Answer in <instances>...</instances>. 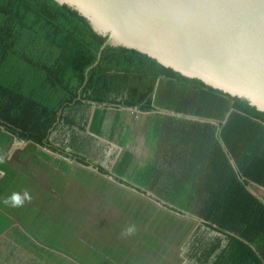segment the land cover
Listing matches in <instances>:
<instances>
[{"label":"trees","instance_id":"1","mask_svg":"<svg viewBox=\"0 0 264 264\" xmlns=\"http://www.w3.org/2000/svg\"><path fill=\"white\" fill-rule=\"evenodd\" d=\"M105 40L54 0H0V137L109 175L110 144L126 147L135 113L147 114L144 145L166 149L139 183L175 227L174 239L156 238L160 227L150 237L164 264L172 245L184 250L174 264H264V194L249 189H264V112L133 49L107 46L94 66ZM139 167L123 150L113 178L130 187Z\"/></svg>","mask_w":264,"mask_h":264},{"label":"water","instance_id":"2","mask_svg":"<svg viewBox=\"0 0 264 264\" xmlns=\"http://www.w3.org/2000/svg\"><path fill=\"white\" fill-rule=\"evenodd\" d=\"M54 1L106 38L94 66L107 46L133 49L264 112V0Z\"/></svg>","mask_w":264,"mask_h":264},{"label":"crops","instance_id":"3","mask_svg":"<svg viewBox=\"0 0 264 264\" xmlns=\"http://www.w3.org/2000/svg\"><path fill=\"white\" fill-rule=\"evenodd\" d=\"M110 149L113 152L114 148ZM116 149L122 148L116 146ZM121 153L114 159V163L120 158ZM63 161L65 169L61 170ZM154 161L140 163V174L135 179H130L129 187L113 178L114 163L111 169L107 168L110 174L104 175L91 168L69 162L31 142L16 138L7 141L0 137V183H3V192L0 194V264H89L84 260L75 259L71 252L74 250L72 241L75 244L82 241L87 245L86 240L96 242L101 235L100 231L97 239H94L93 230H88L86 234L78 232L79 227L85 223L90 226L96 224L94 219L86 220L85 217L86 202L83 197L86 186L92 184L89 182H96L97 179L104 187L108 185L107 188L117 189L115 182L122 185V188H118L122 194L126 188L131 189L130 193L134 190L137 203L138 200L140 203L143 201L147 206H151V210L155 209L153 210L155 212L165 209L164 201L158 198L154 190L146 185L140 186L139 183L143 171L149 165H153ZM7 169L15 174L10 181H6L5 178ZM86 172L91 176L89 180L84 175ZM81 176H83V190L79 186ZM96 187L98 186L93 185L91 190L102 197L98 192L101 188L96 189ZM25 190L33 197L31 203L26 202L22 208H13L4 204V199L11 193H23ZM66 196L69 199L65 198ZM107 199L102 201L107 204ZM141 220L143 222L144 218L139 221ZM121 244L124 246L123 243ZM112 247L108 248L113 250ZM115 247L116 251H119L116 261H126L127 257L131 258L130 253L125 250L126 247L123 251L127 254L121 253L120 245Z\"/></svg>","mask_w":264,"mask_h":264},{"label":"rangeland","instance_id":"4","mask_svg":"<svg viewBox=\"0 0 264 264\" xmlns=\"http://www.w3.org/2000/svg\"><path fill=\"white\" fill-rule=\"evenodd\" d=\"M151 120L152 119L147 114L145 115L138 112L135 113L133 124L130 123V135L128 137L129 144L126 147H123L121 150L116 149V146H118L117 141H113L110 144L111 148H114V159L123 150H128L134 153L135 161L138 166L140 163L143 164L144 162L147 163L152 161L155 157H161L159 152H157V149L161 150L162 148L163 152L165 151L166 147L164 146L163 139L155 141L152 150L144 145V134L142 127H147ZM111 152V149H108L103 161L101 162L102 165L108 169H111L114 163V159L109 161V155ZM160 160L162 162L163 158H160ZM84 175L88 180L91 177L87 172ZM85 177L84 179L86 180ZM82 179L83 176H81L79 186H81V189L83 190L84 185ZM95 181L96 182H89L92 184L86 186L83 198L86 202V209L84 211L86 220L88 218H92L96 224L90 226L85 223V225L79 227L80 229L78 232H85L86 234L88 230H93L95 235L94 239H97V235L100 231L101 235L96 242L92 240H86L85 242L88 246L82 243V241H78V244H75V242L72 241L71 243L73 244L72 246L74 250L71 252H73L74 257H76L75 259L84 260L89 264H164V260H162L160 257L161 253L157 250V247L152 246L150 237L151 234L153 235L157 233L154 230L156 228L158 229V227H160L163 231H161L160 234L155 235L156 238H161V236H173L175 227L170 225L171 219L168 218L167 215L163 214L165 213V210L161 209L156 210L155 212L153 211L155 209L151 210V206H147V203L143 201L140 203V200H138L139 203H137L134 190L132 193H130L129 191L131 189L128 190L126 188L125 192L122 194L118 189L119 187L122 188V185L116 184L115 182L114 184L116 185L117 189L111 187L107 188L108 185L107 187H104L99 182V180L96 179ZM93 185L101 188V190L98 192H100L103 199L108 198V205L102 201V197L91 190ZM98 187H96V189H98ZM249 189L253 191L258 197H261L264 194V189L256 184L252 183ZM65 198L69 199L67 196ZM165 198L168 197L165 196ZM105 206H108V208H105ZM177 217L178 215L176 214V218ZM142 218H144V221H139ZM146 221L147 223H145ZM130 224H134L136 226V233L131 236L123 235L125 228ZM143 226H146V228H143ZM65 230L66 229H64V231ZM147 239L149 243L147 242ZM172 239H174V236ZM121 243H123L124 246ZM116 245L121 246L120 251H123L126 247L125 250L130 253L131 258L127 257L128 259L126 261H116V257L119 255V251H116ZM108 247H112L113 250L109 249ZM82 249L85 250L82 251ZM183 253L184 250L180 245H172L171 251H168L165 256V260H168L170 263L174 264L175 258H178L177 254ZM180 262L181 264H188V262L184 259H181Z\"/></svg>","mask_w":264,"mask_h":264},{"label":"clouds","instance_id":"5","mask_svg":"<svg viewBox=\"0 0 264 264\" xmlns=\"http://www.w3.org/2000/svg\"><path fill=\"white\" fill-rule=\"evenodd\" d=\"M32 199V195L27 190H25L23 193H11L7 198L4 199L3 202L5 205L11 206L13 208H22L26 202L31 203ZM136 231V226L134 224H130L125 228L123 235L131 236L135 234Z\"/></svg>","mask_w":264,"mask_h":264}]
</instances>
